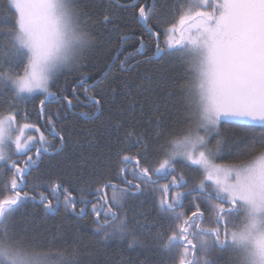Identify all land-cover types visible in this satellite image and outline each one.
<instances>
[{"label":"snow or ice","instance_id":"obj_1","mask_svg":"<svg viewBox=\"0 0 264 264\" xmlns=\"http://www.w3.org/2000/svg\"><path fill=\"white\" fill-rule=\"evenodd\" d=\"M8 3L13 19L0 21V101L7 103V111H0V168L12 172L8 183L13 194L0 199V264H82L79 247L55 243L56 234L64 233L63 223L54 226L47 244L38 240L29 208L42 212L45 219L63 209L62 221L73 217L83 221L91 215L90 224L78 225L77 232L90 228L93 239L125 242L126 248L143 254L134 264H168L169 260L175 264L177 250L178 264H264V0L139 4V19L145 24L157 7L180 13L181 39L169 41L166 47L157 43L153 56L147 58L151 62L153 57L178 55L185 68L182 76L162 80L164 95L157 97L172 119L166 123L157 106L138 129L137 125L125 128L123 119L113 121L109 115L106 121L114 139L125 145L117 152L118 175L106 177L107 161L99 157L92 162L85 159L63 174L66 181L51 183L50 192L38 191L39 185L29 191L24 188L42 155H58L65 137L51 117L47 124L55 134L53 141L35 124H19L17 105L36 93L61 99L49 90L51 83L62 70L78 67L94 53L99 45L93 15H101L105 26L114 23L113 6H120L119 0ZM170 31H176L174 25ZM149 32L158 35L151 27ZM120 66L121 71L131 67L127 57ZM169 82L173 87L164 89ZM154 83L149 79V85ZM110 84L107 73L101 72L96 81L100 92ZM111 91L114 99L117 89ZM177 96L179 100H174ZM62 99L72 106L69 97ZM88 99L95 111L82 115L89 121L100 119L103 99L96 94ZM44 103L40 101L41 118ZM177 105L179 114L171 111ZM225 126L239 129L242 135L230 141L221 132ZM32 129L40 133L38 141L32 135L24 138ZM132 148L134 155L129 154ZM154 155L160 157L158 165L149 166ZM14 156L26 157L23 167ZM225 156L240 162H215ZM180 161L203 172V179L188 187L183 173L175 174ZM169 176L168 183L159 184ZM73 183L81 186L80 199ZM157 192L162 195L156 197ZM187 196H193L195 207L190 215L184 211ZM78 204L82 205L79 211ZM206 213H210L208 221Z\"/></svg>","mask_w":264,"mask_h":264},{"label":"trees","instance_id":"obj_2","mask_svg":"<svg viewBox=\"0 0 264 264\" xmlns=\"http://www.w3.org/2000/svg\"><path fill=\"white\" fill-rule=\"evenodd\" d=\"M133 2L134 0H119L120 6L114 4L113 11L117 18L114 23L106 26L102 22L101 15H93V20L96 23L94 32L97 35L99 46L78 67L64 69L57 74L49 90L61 99L51 98L49 103L44 104L43 120L40 115V101L45 99L44 94H34L32 97L18 103L16 119L19 124H35L43 132L42 127L51 130L47 124V120L51 117L56 129L64 135L66 140L62 151L58 155H42L39 166L34 168L31 175L27 177V186L24 191H29L39 185L38 191L50 192L51 183L57 180H67V177L63 175L64 173L74 171L85 159L92 162L97 157L107 161V167L104 169L105 176L116 177L121 167L117 152L125 148V145L117 143L114 139L115 133L106 121L109 115L113 117V121L123 119L125 128L137 125L138 129L145 126V122L152 115V109L157 106L164 112L166 123L172 119L169 116V110L165 109L164 101L161 99L158 102L157 97H163L164 95V91L161 89L162 80L170 75L182 76L185 68L181 64L178 55L148 61L147 58L153 56L155 52L156 42L139 23L138 5L145 2L151 4V0H138L135 4ZM173 2L175 0H169L170 5ZM156 3L157 0H153V4ZM12 11L8 0H0V21L11 23L13 19ZM98 11L97 9L96 12ZM179 15V12H172L168 9L162 10L159 7L152 14L147 25L151 27L153 32L158 34L161 47H166L165 39L173 25L176 29H182V25L179 23ZM141 38H143L144 46L142 50L137 51L141 45ZM125 57H127V65H131V67L127 68L126 71H121L120 61L124 60ZM18 70L22 71V66ZM101 72H106L108 81L111 82L103 93L100 92V86L96 85ZM149 79L154 80L155 83L149 85ZM180 83H184V81L181 80ZM112 87L117 89L114 99L111 91ZM171 87L173 85L170 82L164 84V89ZM74 88L75 92L73 91ZM94 94L100 96L104 101L103 115L98 120L89 121L82 113L90 110L95 111L91 107L92 102L88 99ZM64 96L72 100L71 107L67 106V101L62 99ZM174 100H179V97H174ZM177 109L178 105L177 108H173L171 111L179 114ZM0 111H7L6 102L0 101ZM176 126L179 127L180 125L177 124ZM32 130H34L33 133H35L38 141L40 133L36 132L35 129ZM89 131L91 135L88 134ZM221 132L223 135L228 136L230 141L242 135L239 129L231 126H225L221 129ZM121 140H123V132H121ZM50 141H53V138ZM56 141L58 142V137H56ZM212 143H215L214 139ZM135 152L136 149L132 148L129 154L134 155ZM31 153L34 156L35 148ZM13 159H18L19 166L23 167L26 157L14 156ZM159 159V156L154 155L147 163L149 166H157ZM215 162L226 165L239 163L240 160L225 156ZM128 167L131 168L130 165ZM176 169L179 173H183L184 176L188 177V180H200L203 177V172L193 170L194 167L192 166H186L184 161L178 162ZM11 176V171L0 168V199L13 194L8 183ZM71 186L76 190L77 199H80L82 193L79 189L81 186L77 183H73ZM189 186L190 182H188ZM155 195L159 197L162 193L157 192ZM88 198L91 199V197ZM187 198L188 196L184 199V211H187L189 207ZM86 211L90 214L91 205ZM27 214L30 219L35 221L33 234L45 244L54 234V226L63 223L64 233L62 236L56 234L55 243L63 246L67 242L69 245L75 244L79 247L82 264H134L138 256L141 259L143 258V254L126 248L125 242L115 239L98 241L91 238L90 228H85L78 233L77 226L90 224L91 215L85 217L83 221L74 217L62 221L63 209H61L59 215L50 216L46 219L43 217L42 212L37 211L34 213L32 208L27 210ZM165 228L167 229V224ZM178 257L179 254L176 251L175 264L179 261ZM168 264H173V260H169Z\"/></svg>","mask_w":264,"mask_h":264},{"label":"flooded vegetation","instance_id":"obj_3","mask_svg":"<svg viewBox=\"0 0 264 264\" xmlns=\"http://www.w3.org/2000/svg\"><path fill=\"white\" fill-rule=\"evenodd\" d=\"M87 101V100H86ZM86 103V102H85ZM84 106H85V104H83ZM87 105V104H86ZM42 129H43V132H44V134L47 136V138H52L51 136H50V134H51V130H46L45 129V127H42ZM35 154L36 153H34V156H35ZM131 166V168H132V165H130ZM192 167H194V166H192ZM131 168H130V170H131ZM177 176H179L181 173H179L178 172V170L176 169V173H175ZM204 175V174H203ZM185 177V179L187 180V182H190V186L189 187H192V186H194L195 184H197V183H199V181L201 180V179H203V177L200 179V180H188V177H186V176H184ZM195 178V177H194ZM171 180V176H169L167 179H161L160 181H159V184H162V183H168L169 181ZM176 191H178V190H180V189H175ZM195 195V194H194ZM60 199L62 200V196L60 197ZM192 201H193V196H188V198H187V203L189 204V207H188V210H187V212H188V214L190 215L191 214V211H194L195 210V207H194V204H192ZM197 202H199V201H197ZM183 203H184V201H183ZM82 205H77V211H79V208L81 207ZM89 207H90V204L86 207V210L87 209H89ZM91 213V212H90ZM210 219V213H206L205 214V221H208ZM204 226H209L207 223L204 225ZM178 251V254H179V251L180 250H177ZM178 259H179V257H178ZM177 264H178V262H177Z\"/></svg>","mask_w":264,"mask_h":264},{"label":"rangeland","instance_id":"obj_4","mask_svg":"<svg viewBox=\"0 0 264 264\" xmlns=\"http://www.w3.org/2000/svg\"><path fill=\"white\" fill-rule=\"evenodd\" d=\"M181 27H183V26H181ZM180 30L181 29H176V31H175V34H173V31H170L169 32V34L167 35V37H166V39H165V45L167 46V43L169 42V41H176V40H179V39H181V32H180ZM36 94H41V95H43V93H36ZM45 96V95H44ZM33 131L34 130H29V131H27V133H26V135H25V137L24 138H26V136L27 135H32V136H34L35 138H36V140H37V137L35 136V133H33ZM40 135V134H39ZM47 137V136H46ZM52 137V136H51ZM53 138V137H52ZM52 138H46L47 140H49L50 141V139H52ZM31 155H32V153H31ZM155 178V177H154ZM177 264V263H176Z\"/></svg>","mask_w":264,"mask_h":264},{"label":"water","instance_id":"obj_5","mask_svg":"<svg viewBox=\"0 0 264 264\" xmlns=\"http://www.w3.org/2000/svg\"><path fill=\"white\" fill-rule=\"evenodd\" d=\"M138 0H134L133 4L137 3ZM151 4H153V0H151ZM139 16V15H138ZM139 18V17H138ZM139 23L143 26V28L147 31V33L155 40L156 44L159 43L160 44V38L158 35H152L150 32H149V26L147 24H145L144 21H141L139 19ZM140 50L143 49V47H139ZM158 59V57H153V60H156ZM51 98H48V99H44L45 100V103H49ZM44 106V105H43ZM40 110H41V104H40ZM41 113V112H40ZM43 117H44V112H43ZM43 117H42V120H43ZM55 134L52 133V136L54 137ZM45 154H48V153H45ZM12 192V191H11Z\"/></svg>","mask_w":264,"mask_h":264}]
</instances>
